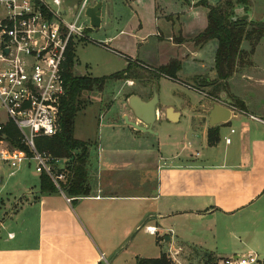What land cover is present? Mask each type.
Here are the masks:
<instances>
[{
  "label": "crops",
  "instance_id": "1",
  "mask_svg": "<svg viewBox=\"0 0 264 264\" xmlns=\"http://www.w3.org/2000/svg\"><path fill=\"white\" fill-rule=\"evenodd\" d=\"M61 1L66 20L71 21L70 11L80 0ZM102 1L107 4L106 22L113 23L112 2ZM123 1L130 6L134 0ZM198 1L214 6L221 0H151L154 33L137 41L135 56L108 47L124 59L125 67L118 72L129 63L157 69L173 59L181 61V70L176 80L155 81L150 76L126 80L128 86H123L119 98L109 99L102 109V128L101 115L96 120L85 114L79 128L83 138L75 139L91 145L90 195L67 202L59 193L40 194L38 184L34 195L15 204L13 214L23 213L18 222L7 216L5 225L0 219V230L6 232L0 236V264H135L189 249L215 261L246 251L264 253V36L250 65L238 69L215 94L214 56L204 60L203 49L210 45L212 54L217 43L198 49L179 41L206 27V11L195 5ZM253 3L250 0L248 11L237 7L233 20L251 13L252 22H263L264 8L256 12ZM84 20L83 26L90 29ZM241 49L249 52V43ZM187 63L194 68L189 75L182 73ZM197 78L205 80L200 91L189 89ZM163 80L200 96L197 105H189L186 118L182 108L161 104ZM153 91L158 99L156 121L152 133H143L126 123L142 126L128 99L136 96L148 102ZM233 99L244 110L234 107ZM222 119L226 122L212 126ZM211 130L216 138L212 145ZM1 205L6 209L5 203ZM146 227L156 233H146ZM154 249L158 257L145 255Z\"/></svg>",
  "mask_w": 264,
  "mask_h": 264
},
{
  "label": "built area",
  "instance_id": "2",
  "mask_svg": "<svg viewBox=\"0 0 264 264\" xmlns=\"http://www.w3.org/2000/svg\"><path fill=\"white\" fill-rule=\"evenodd\" d=\"M90 2L80 0L68 21L61 0H0V167H8L13 176L23 165L33 164L35 173L45 175L63 196L71 164L39 153L35 140L60 132L63 64L69 44L74 50L84 40L87 28L80 20ZM7 123L15 127L24 149L10 144L4 133ZM145 232L154 235L156 229L146 227ZM168 255L178 264L176 253ZM214 264H264V259L249 253Z\"/></svg>",
  "mask_w": 264,
  "mask_h": 264
},
{
  "label": "trees",
  "instance_id": "3",
  "mask_svg": "<svg viewBox=\"0 0 264 264\" xmlns=\"http://www.w3.org/2000/svg\"><path fill=\"white\" fill-rule=\"evenodd\" d=\"M206 11V27L198 35L189 40L180 39V42H190L195 48H202L207 43L215 41L217 48L214 56L213 71L215 80L212 82L215 94L225 89V83L238 71V69L250 65V57L260 39L264 36V30H259L250 24H242L241 21H234V11L242 7L244 11L250 8V0H221L214 6L206 1L197 5ZM249 43L250 51L241 49L243 43ZM75 56L72 43L69 44L65 62L63 64V88L65 95L60 103V132L51 138H38L35 140V148L39 153L49 154L56 159L69 160V175L64 196L72 199L88 197L90 185L87 173L90 144L78 141L74 138L75 121L77 115L83 111L88 102L85 98L90 93L101 92L110 81L136 79L150 76L157 81L160 78L176 80L177 73L181 70V61L170 60L165 66L152 69L139 63H129L126 69L110 75L107 78H91L78 76L74 72ZM192 88L200 91L205 84L203 78H197ZM224 83V84H223ZM233 106L244 110L243 104L233 99ZM4 133L13 147L24 149L18 140V132L11 123H7ZM215 133L211 130L208 134V143L216 142ZM39 193L42 195H53L58 193L51 181L45 176L39 177ZM202 264H214L216 261L208 254H202ZM135 264H172L167 255L161 254L157 259H139Z\"/></svg>",
  "mask_w": 264,
  "mask_h": 264
},
{
  "label": "rangeland",
  "instance_id": "4",
  "mask_svg": "<svg viewBox=\"0 0 264 264\" xmlns=\"http://www.w3.org/2000/svg\"><path fill=\"white\" fill-rule=\"evenodd\" d=\"M111 2L113 5V12L116 15V21L113 23L108 21L98 30L87 29L85 31L84 40L75 44L74 72L78 76L107 78L122 70L125 67L124 59L120 57V54H118V56L115 52L123 53L130 57L133 55L135 56L137 41L146 39L154 33L152 10L150 7L151 0H134L130 6H127L123 0H111ZM199 2L201 1H198L195 5ZM253 5L255 6L254 9L256 12L261 11L264 8V0H254ZM80 21L82 23L86 20L81 18ZM120 32L122 33L120 34ZM104 39L110 40V44L102 42ZM210 48V45H208L203 49V58L206 61L210 60L212 56H215L216 50L213 52L214 54H211ZM193 69L194 68L187 63L184 65L182 73L189 75L193 72ZM108 83L109 85L104 87L101 92L90 93L88 97H85L88 104L83 111H86V113L81 111L76 117V132L74 133V138H83L80 136L79 128L85 121V114L87 117H89V115H91V117L95 116L96 120H98L101 115L100 127L102 128V117H105L104 113L102 114V109H105L110 104L108 103L109 99L116 100L119 98L118 94L121 92L124 85L128 86L126 80L110 81ZM192 86L194 85L192 84ZM159 96L161 104L170 102L182 108L185 118L189 115V105H197L201 99L198 94L189 91L184 86L166 80L161 81ZM122 100H124V98ZM113 107H115V104ZM1 115L4 116L3 113ZM2 121H5L4 117ZM183 121H186V119H183ZM178 140L181 141V138ZM85 143H88V141ZM9 174L10 170L8 167H0V210L2 202L6 204V209L0 211V219H4L3 223L5 225L6 222L10 220L8 218L9 216H12L11 218L15 220V222H18V220L23 217V213L13 214V211L16 209L15 204L18 203V201L23 202L26 198H30L31 195H34L38 190L39 184V176L35 173L33 164L23 165L13 176H9ZM56 194L58 195V193ZM11 213L13 215H11ZM5 234V231L0 230V236H4ZM150 239L151 238L147 240ZM247 253L246 251L241 253V255H246ZM145 255H152L151 257L155 258L158 257L159 254L158 251L154 249L150 253L147 251ZM257 257L258 259H264V253H257ZM176 261L178 264H202L203 258L198 251L189 249L186 253L184 252L177 255ZM172 264L177 263L172 262Z\"/></svg>",
  "mask_w": 264,
  "mask_h": 264
},
{
  "label": "water",
  "instance_id": "5",
  "mask_svg": "<svg viewBox=\"0 0 264 264\" xmlns=\"http://www.w3.org/2000/svg\"><path fill=\"white\" fill-rule=\"evenodd\" d=\"M107 4L102 0H91L84 10V17L88 20L89 28L94 30L98 29L101 24L106 23ZM242 24H250L259 30H264V21L255 23L251 20V13L240 20ZM158 104L157 93L153 91L152 98L148 102H142L138 97L131 96L128 99V106L132 110L135 118L142 126H138L134 123H130L126 120V123L137 131L143 133H152V126L156 121V107ZM226 122V119L218 120L212 126H216Z\"/></svg>",
  "mask_w": 264,
  "mask_h": 264
}]
</instances>
